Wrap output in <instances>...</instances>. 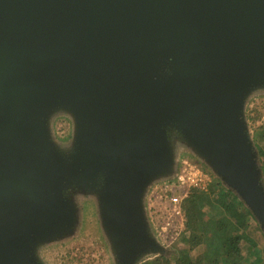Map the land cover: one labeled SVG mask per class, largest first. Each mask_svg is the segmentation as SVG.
Instances as JSON below:
<instances>
[{"label":"water","instance_id":"obj_1","mask_svg":"<svg viewBox=\"0 0 264 264\" xmlns=\"http://www.w3.org/2000/svg\"><path fill=\"white\" fill-rule=\"evenodd\" d=\"M264 91V0H0V264H41L92 194L115 264L165 254L143 206L174 133L264 232L244 106ZM73 121L70 146L49 120Z\"/></svg>","mask_w":264,"mask_h":264},{"label":"trees","instance_id":"obj_2","mask_svg":"<svg viewBox=\"0 0 264 264\" xmlns=\"http://www.w3.org/2000/svg\"><path fill=\"white\" fill-rule=\"evenodd\" d=\"M252 141L264 187V124ZM181 208L183 229L170 244L180 248L136 264H264V232L237 195L213 175L208 190H191Z\"/></svg>","mask_w":264,"mask_h":264},{"label":"rangeland","instance_id":"obj_3","mask_svg":"<svg viewBox=\"0 0 264 264\" xmlns=\"http://www.w3.org/2000/svg\"><path fill=\"white\" fill-rule=\"evenodd\" d=\"M244 118L250 138L253 140L259 126L264 124V91L258 90L252 93L244 106ZM50 135L54 143L60 148L70 146L73 136V121L66 113H56L49 120ZM170 141L175 158V166L182 161H199L201 166H207L198 160L194 154L174 134H170ZM208 169V168H207ZM66 195L76 209V224L72 234L39 245L36 255L41 264H115L108 240L101 227L97 199L92 194H84L80 191L68 189ZM148 190L144 196L143 206L148 229L153 236L156 232L152 221L160 222L164 216L159 211L158 204L155 212L147 209ZM156 215V217H154ZM180 225L175 229L176 233L181 231ZM256 233V230H254ZM259 239L260 235H254ZM160 244L163 243L166 253H172L176 245L172 247L170 242H165L164 236H156ZM165 243V244H164ZM153 255H144L140 259L146 260ZM139 259V260H140Z\"/></svg>","mask_w":264,"mask_h":264},{"label":"built area","instance_id":"obj_4","mask_svg":"<svg viewBox=\"0 0 264 264\" xmlns=\"http://www.w3.org/2000/svg\"><path fill=\"white\" fill-rule=\"evenodd\" d=\"M211 174L194 161L182 160L177 167L175 166L171 177L157 181L148 188L147 209L155 214L157 213L155 206L158 204L159 211L164 216L160 222L152 221L156 236L166 237L164 239L166 243H171L177 238L183 229L184 217L181 208L183 199L191 190L206 192L212 183ZM178 225L182 229L176 233ZM156 236L153 237L158 240ZM161 245L164 247L163 243Z\"/></svg>","mask_w":264,"mask_h":264}]
</instances>
